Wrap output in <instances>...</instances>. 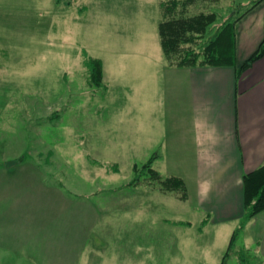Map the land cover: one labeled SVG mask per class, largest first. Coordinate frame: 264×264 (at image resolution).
<instances>
[{
  "label": "rangeland",
  "instance_id": "374dc122",
  "mask_svg": "<svg viewBox=\"0 0 264 264\" xmlns=\"http://www.w3.org/2000/svg\"><path fill=\"white\" fill-rule=\"evenodd\" d=\"M170 1L0 0V172L6 160L18 163L0 173V212H10L0 214V264H254L241 230L228 246L232 228L194 200L191 179L166 190L139 172L152 155L162 179L189 171L186 153L159 157L166 114L157 25ZM256 1L188 0L185 14L215 15L199 41L207 43ZM88 57L101 61L99 86ZM43 186L55 196L46 189L32 199L30 189ZM32 213L44 231L56 228L50 215L75 223L73 238L43 231L34 254L33 222L24 220ZM73 240L84 249L49 257L48 246Z\"/></svg>",
  "mask_w": 264,
  "mask_h": 264
},
{
  "label": "crops",
  "instance_id": "0c3cea01",
  "mask_svg": "<svg viewBox=\"0 0 264 264\" xmlns=\"http://www.w3.org/2000/svg\"><path fill=\"white\" fill-rule=\"evenodd\" d=\"M263 3L264 0L257 3L234 23L235 67H168L164 63L165 67L162 68L165 76L162 94L166 115L160 124L159 157L178 153L189 156L185 166L189 170L187 174L173 173L170 169L166 173L183 178L184 181L191 179L194 200L206 204L211 218L218 220L216 225L226 224L229 229L232 228V232L240 226L244 215L242 176L264 164V53L248 68L236 74V67L257 49L263 38ZM17 164L10 167L3 165L8 170L0 173L4 176L15 172L13 169ZM24 173L29 177L34 173L37 175L32 167ZM15 186L12 184L11 187ZM39 188L30 189L32 199L46 189L55 196V188ZM9 213L2 215L0 212L4 219L8 218ZM73 213L69 217L73 218L77 211ZM67 214L60 218L63 220L68 217ZM59 215L49 216L50 219L54 217V222L52 219L49 222L50 228H56L46 229V235L43 227L40 229L41 226L36 224L33 213L29 222L28 218L24 219L26 224L33 222V231L28 233L34 235L28 237L27 241L34 244L28 247L31 252L35 254L37 251L38 255L41 251L36 243L39 238L42 239L43 234L46 237L51 235L49 240L57 233L64 239L72 237L76 224L60 221ZM34 217L37 219V216ZM18 218L14 221L21 223V216ZM242 226L240 230L244 242L254 251L252 261L254 264H264V209ZM81 241L73 240L68 246L60 245L58 248L48 246V255L58 258L55 252L62 251L60 256L63 257L65 252L82 251L85 244L83 241L80 245Z\"/></svg>",
  "mask_w": 264,
  "mask_h": 264
},
{
  "label": "trees",
  "instance_id": "16d2710c",
  "mask_svg": "<svg viewBox=\"0 0 264 264\" xmlns=\"http://www.w3.org/2000/svg\"><path fill=\"white\" fill-rule=\"evenodd\" d=\"M260 1L262 0H257L247 8L239 17L234 19L233 23L224 24L211 41L207 43L200 42V44L199 41L202 40L207 28L214 23L215 15L213 13L202 12L193 15L185 14L188 0L182 2L181 5H178L176 0H171L168 4L161 3L162 18L157 25V33L165 65L168 67H235L236 45L234 23ZM263 53L264 26L263 38L257 49L236 67V74L238 75L248 68ZM83 65L89 72L92 84L99 86L102 80L101 61L88 57L85 58ZM154 158L155 156L152 155L139 168V172L147 170L152 180H159L158 182L166 190L177 189L181 184L179 178L170 177L162 179L156 171L151 169L150 164ZM133 170L138 171L137 166L134 165ZM242 191L244 215L240 226L237 228L238 230L243 227L242 225L245 221H248L264 209V164L242 176ZM184 224L188 225V223ZM237 229L232 232L228 246L235 241Z\"/></svg>",
  "mask_w": 264,
  "mask_h": 264
},
{
  "label": "water",
  "instance_id": "95a60500",
  "mask_svg": "<svg viewBox=\"0 0 264 264\" xmlns=\"http://www.w3.org/2000/svg\"><path fill=\"white\" fill-rule=\"evenodd\" d=\"M14 164H16L15 161H7V162L5 163V167H10V166H12V165H14Z\"/></svg>",
  "mask_w": 264,
  "mask_h": 264
}]
</instances>
